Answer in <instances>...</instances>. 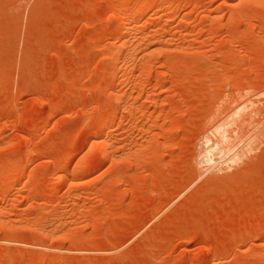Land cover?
<instances>
[{"label": "rangeland", "instance_id": "obj_1", "mask_svg": "<svg viewBox=\"0 0 264 264\" xmlns=\"http://www.w3.org/2000/svg\"><path fill=\"white\" fill-rule=\"evenodd\" d=\"M0 264H264V0H0Z\"/></svg>", "mask_w": 264, "mask_h": 264}, {"label": "bare ground", "instance_id": "obj_2", "mask_svg": "<svg viewBox=\"0 0 264 264\" xmlns=\"http://www.w3.org/2000/svg\"><path fill=\"white\" fill-rule=\"evenodd\" d=\"M130 19L128 18V17H126L125 19H123V27L125 28V29H129L130 28ZM135 22V21H134ZM117 28V27H116ZM123 28V29H124ZM131 28H133V27H131ZM126 48H127V46H126ZM129 49L130 48H127V49H124V50H126L125 52H124V56H125V58H126V56H127V54L129 53ZM128 51V52H127ZM127 52V53H126ZM122 55V54H121ZM129 55V54H128ZM122 58V57H121ZM124 58V57H123ZM121 60V59H120ZM125 60V59H124ZM239 107H241V106H238V108ZM242 107H244V106H242ZM237 108V109H238ZM246 109V108H245ZM241 112H242V110H240ZM232 113H235L236 114V112H232ZM230 114V115H233V114ZM240 114V113H239ZM229 115V114H228ZM230 115L228 116L229 118H231L230 117ZM238 117H240V116H238ZM238 117H235L236 119L238 118ZM230 119H228L227 118V121L224 119V121H226V122H218V124H216L215 126H214V128H213V130H214V132L220 137V139L217 141V142H214V143H210V141L211 140H209V139H206L205 140V145H207V147L205 148V150H204V152H203V154L204 155H202V156H204V158L206 157V161L207 162H209V164H207V165H210L209 167H211V165H213V163L211 164V162L213 161V160H215V159H213V156H215L216 154H218L219 155V159L221 158V159H223V158H226L228 161H233V163L235 162V161H237L238 160V158H241L240 156L238 157L237 155H239V154H236V153H234L233 152V150L235 149L234 147L236 146V145H238L237 143H235V145H233V146H229V145H232V144H230L229 142H227V143H229V145H226V141H227V139H228V136L229 135H227V134H229V132H227V130H226V127L228 126V123L230 122V124H229V126L231 125V121H229ZM231 120H233V118H231ZM234 121H235V119H234ZM233 122V121H232ZM104 125H102V127H103ZM106 126V125H105ZM228 126V127H229ZM101 127V126H100ZM104 128H107V126L106 127H104ZM104 128H99V129H97L95 132H94V134H95V136L97 135V137H98V135L101 137L102 135H103V132H104ZM214 133V134H215ZM215 134V135H216ZM253 136V135H252ZM251 137V136H250ZM247 139V138H246ZM241 140V139H240ZM250 140V139H249ZM229 141V140H228ZM252 141V140H251ZM231 142V141H230ZM239 142V141H238ZM97 143V147H96V149H98V151L99 152H101L100 154L101 155H103L104 156V158H105V156H107L106 154L108 153V151L110 150H108L106 147H105V145H106V143L104 142H102V141H98V142H96ZM247 143V142H246ZM105 144V145H104ZM245 144V143H244ZM106 149L108 150V151H106ZM233 152V154L231 155V153ZM103 153V154H102ZM27 156V155H26ZM228 157V158H227ZM108 158V156L106 157V159ZM225 159V160H226ZM237 159V160H236ZM205 160H204V162H205ZM235 160V161H234ZM216 161V160H215ZM206 162V163H207ZM217 162V161H216ZM22 165V163H20L18 166L20 167Z\"/></svg>", "mask_w": 264, "mask_h": 264}]
</instances>
